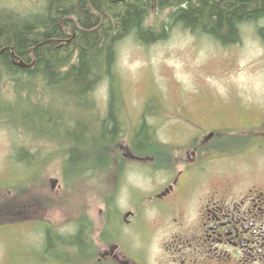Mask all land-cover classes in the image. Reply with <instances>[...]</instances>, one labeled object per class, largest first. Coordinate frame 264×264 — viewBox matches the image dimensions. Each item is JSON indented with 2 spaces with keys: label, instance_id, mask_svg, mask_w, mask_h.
I'll return each instance as SVG.
<instances>
[{
  "label": "rangeland",
  "instance_id": "rangeland-1",
  "mask_svg": "<svg viewBox=\"0 0 264 264\" xmlns=\"http://www.w3.org/2000/svg\"><path fill=\"white\" fill-rule=\"evenodd\" d=\"M43 2L0 0V8L27 14L39 11ZM168 12V8L157 9L153 4L146 19V24L159 29L158 32L162 26L167 27L164 38L143 44L133 35H127L117 42L112 74L100 77L86 95L87 104L78 105L76 110L65 102L62 94L50 93L43 88L40 79L35 80L37 90H26L22 94L24 104L19 100L12 108L5 107L3 101L7 96H14V99L17 96L11 89H16V83L9 81L3 85L5 81L0 78V188L17 185L15 183L28 172L30 176L19 182L23 187L22 190L19 187V191L25 194V202H33L34 196L39 201H42L41 197L46 200L37 209L36 206L34 210H29V206L27 209L36 212L37 219L44 222L48 219L51 224L42 222L40 229V225L33 222L22 224L20 243L15 241V247L11 249V241L0 229V264H44L46 261L45 264H51L55 259L49 256L45 257L46 261L39 259V263L37 258L33 259L35 256L24 260L23 251L17 247L43 255L45 236L42 229L45 228L57 235L56 250L66 247L67 237L63 231L66 229L65 218L72 207L69 191L83 186V175H89L88 179L95 182V186L102 185V180L106 179L105 174L83 173L81 168L64 169L69 155L66 148L71 142L68 132H72L76 119L85 128L83 133L87 136L99 132L112 87L120 124L114 145L106 144L107 152H122L125 149L119 148L121 144L139 150L133 151L144 156L186 155L185 150L192 147L198 137L199 142L209 131L223 130L220 138L212 139L207 151L203 148L205 151L198 155H214L211 166L222 177L232 174L226 171L228 153L235 155V161L250 162L248 165L247 161H239L243 166L236 173L243 171L251 177H264V147L257 148L255 143L264 144V42L257 33V26L264 25V19L239 24L238 40L224 44L205 33L198 34L177 23L170 24ZM26 94L30 95V103ZM140 125L145 126L155 152L135 149L133 137ZM229 137H233V142L221 143ZM82 150L88 153L87 149ZM87 162L82 161L80 167L90 164L94 165L95 171L99 169L95 167L96 163ZM147 164L138 162L128 168V178L134 185L145 188L149 185L148 180H153L147 178L150 170ZM52 179L60 186L58 192L50 189ZM219 184L226 185L227 182L219 181ZM16 192L12 190L8 194L9 202H12V196L17 201ZM141 240L138 238L139 244ZM159 245V238H154L148 246L147 259L144 249L128 250V253L138 259L140 253L143 255L138 264L147 261L155 264L161 251ZM55 246L51 245L48 252H53ZM69 255L74 257L71 252ZM62 256L67 254L62 253Z\"/></svg>",
  "mask_w": 264,
  "mask_h": 264
},
{
  "label": "flooded vegetation",
  "instance_id": "flooded-vegetation-1",
  "mask_svg": "<svg viewBox=\"0 0 264 264\" xmlns=\"http://www.w3.org/2000/svg\"><path fill=\"white\" fill-rule=\"evenodd\" d=\"M11 55L18 62L21 60L13 50ZM0 78L5 81L3 85L9 83L5 70ZM13 99L14 96H7L4 106L13 107ZM220 136L221 132H216L212 137H201L199 142L198 137L193 146L186 149L189 151L185 150L186 155L144 156L120 144L119 148L125 150L114 151L115 158L109 167L99 171L106 178L102 185L95 186V182L88 179L89 175H83V186L73 187L68 193L72 207L63 231L67 237V256L49 253L50 247L44 241L43 255L17 246L23 251L24 260L35 256L33 259L37 258L39 263V259L46 261L45 257L49 256L55 259L51 264H138L143 255L140 253L139 259L132 258L128 250L144 249L147 259L148 246L154 238H159L161 251L155 264H264V177H251L246 170V173H236L243 166L239 161H247L248 165L250 162L235 161V155L229 153L225 160L228 161L226 171L232 174L218 175L211 166L214 155L198 154L204 149L207 151L210 141ZM225 142L226 145L233 142V137L221 143ZM255 143L257 148L261 147L259 142ZM138 155L140 159H136ZM138 162L148 163L147 178L153 179L148 180L145 188L134 185L128 178V168ZM86 172L91 171H83ZM27 174L24 173L17 185L0 188V229L12 243L9 249L14 248L16 242L20 243L22 224L33 222L40 225V229L43 223H48V219L44 222L36 218V212L29 211L46 200L41 197L39 201L34 196L33 202H25V194L19 191V182L30 176ZM218 178L227 184H219ZM50 189L58 192L57 180L52 181ZM12 190L14 193L17 190V201L12 196L9 202L7 196ZM42 230L45 236L48 230ZM76 234H80L82 248L79 241L71 240ZM138 238L142 239L140 244ZM69 252L74 257L71 258Z\"/></svg>",
  "mask_w": 264,
  "mask_h": 264
},
{
  "label": "trees",
  "instance_id": "trees-1",
  "mask_svg": "<svg viewBox=\"0 0 264 264\" xmlns=\"http://www.w3.org/2000/svg\"><path fill=\"white\" fill-rule=\"evenodd\" d=\"M153 4L157 9H169L170 24L205 33L224 44L238 40L239 24L264 19V0H44L39 11L27 14L0 8V73L5 70L9 81L16 83L14 102L22 100L26 90H37L35 80L40 79L43 88L62 94L73 110L87 104L86 95L95 82L112 74L115 45L121 38L133 35L143 44H149L165 37L167 27L162 26L158 32L159 29L146 24ZM257 27L264 42V25ZM12 50L23 63L30 65L22 66L11 55ZM112 88L97 134L83 133L85 128L78 119L72 132L67 131L71 142L66 148L69 155L65 170L81 168L82 172L99 173L115 158L106 151L107 145H114L120 124ZM26 95L30 103V95ZM134 134L135 149L155 152L145 126ZM84 160L96 163L99 169L95 171L90 164L80 167ZM56 236L47 231L45 245H55ZM71 240L80 242V234ZM78 245L83 247L81 242ZM57 246L53 255H65L66 248L56 250Z\"/></svg>",
  "mask_w": 264,
  "mask_h": 264
},
{
  "label": "bare ground",
  "instance_id": "bare-ground-1",
  "mask_svg": "<svg viewBox=\"0 0 264 264\" xmlns=\"http://www.w3.org/2000/svg\"><path fill=\"white\" fill-rule=\"evenodd\" d=\"M29 65H30V64H25V63H24V65H22V66H25V67H26V66H29Z\"/></svg>",
  "mask_w": 264,
  "mask_h": 264
},
{
  "label": "water",
  "instance_id": "water-1",
  "mask_svg": "<svg viewBox=\"0 0 264 264\" xmlns=\"http://www.w3.org/2000/svg\"><path fill=\"white\" fill-rule=\"evenodd\" d=\"M19 63H22L21 65H24V63L22 61H19Z\"/></svg>",
  "mask_w": 264,
  "mask_h": 264
}]
</instances>
